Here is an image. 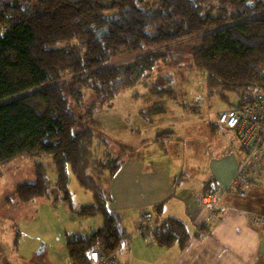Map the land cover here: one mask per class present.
Instances as JSON below:
<instances>
[{
    "label": "trees",
    "instance_id": "trees-1",
    "mask_svg": "<svg viewBox=\"0 0 264 264\" xmlns=\"http://www.w3.org/2000/svg\"><path fill=\"white\" fill-rule=\"evenodd\" d=\"M176 51L186 55L190 71L206 74L208 97L236 107L264 67V0L0 2V166L50 157L54 183L36 164V181L16 189L22 203L47 198L54 187L71 208V176L91 194L90 205L71 211L99 216L103 225L90 236H68L71 264H89L94 249L119 253L129 238L121 217L107 210L110 183L123 161L99 162L96 147L105 140L94 130L96 109L149 78L158 64L170 63ZM86 90L95 102L82 114ZM150 92L158 101L140 111L147 123L166 113L162 101L174 94L157 85ZM209 126L213 133L218 125ZM160 227V246L185 248L189 236L182 222L167 219Z\"/></svg>",
    "mask_w": 264,
    "mask_h": 264
},
{
    "label": "rangeland",
    "instance_id": "rangeland-1",
    "mask_svg": "<svg viewBox=\"0 0 264 264\" xmlns=\"http://www.w3.org/2000/svg\"><path fill=\"white\" fill-rule=\"evenodd\" d=\"M174 54L170 63L158 64L149 78L98 106L94 130L105 140L96 147L99 162L117 158L120 162L134 153L142 155V140L157 139L155 143H158L165 139L162 142L166 144L171 161L183 164L185 171L193 173L195 169L197 174H203L208 159L223 150L218 143L232 141L236 144L231 131H209V124L216 121V114L227 110V106L217 97L206 95V83L201 101L195 99L199 85L203 84L202 80L196 83L200 72L189 70L188 59L182 52ZM154 85L168 88L174 94L162 101L166 113L152 118L150 124L141 117L140 111L158 101L150 92ZM84 94V103L79 108L82 114L95 102L91 90L84 91ZM234 97L230 95L232 100ZM130 149L137 151L131 152ZM151 151L156 149L150 145L148 152ZM36 164L45 166L53 184L56 175L48 156L16 159L0 166V264H71L65 246L68 236H90L103 225L99 216L81 218L76 215L81 206L90 205L93 200L72 176L67 184L72 196L71 208L62 201V193L54 187L47 198L20 202L16 189L36 181ZM126 244L122 243L120 253L126 252Z\"/></svg>",
    "mask_w": 264,
    "mask_h": 264
},
{
    "label": "crops",
    "instance_id": "crops-1",
    "mask_svg": "<svg viewBox=\"0 0 264 264\" xmlns=\"http://www.w3.org/2000/svg\"><path fill=\"white\" fill-rule=\"evenodd\" d=\"M212 129L214 132L226 130L218 126ZM234 137L236 144L232 141L218 143L223 150L208 159L203 174H197L195 169L194 174L185 171L183 164L170 160L166 144L162 142L165 140L162 138L168 139L166 136L161 137V142L150 143L156 151L148 152L150 145L147 144L142 146V155L123 160L110 183L112 201L107 210L121 217L129 236L126 252H119L124 262L264 264V227L251 223L249 219L252 214H264V179L251 184L245 198H239L232 192L225 194L222 203L227 211L217 213L208 230H204L205 237L187 244L184 249L178 244L165 248L158 244L156 238L136 235L143 212L151 214L153 224L176 219L185 225L189 237L195 235L206 216L199 197L211 188L223 191L242 159L235 134ZM156 206L159 209H155Z\"/></svg>",
    "mask_w": 264,
    "mask_h": 264
},
{
    "label": "built area",
    "instance_id": "built-area-1",
    "mask_svg": "<svg viewBox=\"0 0 264 264\" xmlns=\"http://www.w3.org/2000/svg\"><path fill=\"white\" fill-rule=\"evenodd\" d=\"M260 81L254 83L249 93L243 95L239 104L216 114V124L235 134L238 146L242 152V159L230 184L220 191L216 188L209 189L199 197L200 205L206 210V216L199 226L197 233L189 237L187 244L205 237V231L214 221L217 213H224L227 208L223 205V196L234 193L239 198H245L253 183L264 179V67L260 69ZM196 79H198L196 81ZM194 81L201 83L199 90L194 96L200 100L204 93L206 74L200 72ZM202 87V88H201ZM250 222L264 227V214L256 213L250 217ZM205 230V231H204ZM162 228L151 222V214L143 212L136 230V235L141 237L158 238ZM89 264H127L119 253L105 255L101 250L94 249L89 253Z\"/></svg>",
    "mask_w": 264,
    "mask_h": 264
},
{
    "label": "water",
    "instance_id": "water-1",
    "mask_svg": "<svg viewBox=\"0 0 264 264\" xmlns=\"http://www.w3.org/2000/svg\"><path fill=\"white\" fill-rule=\"evenodd\" d=\"M41 251H42V249L39 250V252H41Z\"/></svg>",
    "mask_w": 264,
    "mask_h": 264
}]
</instances>
